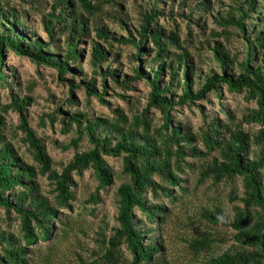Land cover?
Instances as JSON below:
<instances>
[{
  "label": "trees",
  "instance_id": "obj_1",
  "mask_svg": "<svg viewBox=\"0 0 264 264\" xmlns=\"http://www.w3.org/2000/svg\"><path fill=\"white\" fill-rule=\"evenodd\" d=\"M160 1L147 0L135 36L128 31L124 37L96 20L112 17L106 8L121 14L125 0H50L47 11L39 13L38 28L30 25L27 9L0 0V264H31L30 247L50 241L54 223L63 229L71 225L68 213L76 202L74 177L87 171L96 185L79 201L81 212L94 216L106 200L114 206L113 223L108 234L101 228L97 232L98 252L89 264H167L158 240L159 224L170 212L164 202L173 205L182 199L174 194L175 188L185 194L186 174L195 175L198 184L230 188L229 216L221 210L203 213L214 225L230 229L228 242L208 234L188 242L189 250L202 259L200 264H264V0H233L229 10L215 8L210 0H194L193 5L178 2L177 9H185V14L176 13L177 17L203 30V36L206 23L199 25L195 19L199 14H208L221 30L207 32L205 44L216 69L203 77L197 75V63L187 50L190 32L182 39L172 9L165 15ZM166 16L171 27L160 22ZM117 20L119 29L127 32L124 19ZM221 36L224 43H209ZM234 44L241 45L240 52L232 50ZM113 45L131 50L125 54L127 72L119 67L123 53H111ZM86 50L89 72L81 67ZM9 53L36 67L54 69L57 80L73 88L63 103L66 111L60 105L45 115L52 125L59 124L63 134L74 128L75 137L60 147L74 154L60 170L54 169L43 140L28 126L29 98L14 92V73L5 60ZM138 83L149 91L145 106L130 115L103 98L109 91L114 99L125 102V92ZM222 86L242 95L248 105L238 118L220 103ZM74 89L85 94L87 103L96 100L111 119L68 114L74 106L70 97ZM209 94L219 106L211 115L203 114L200 106ZM193 107L200 113L194 132L174 114L177 108ZM151 109L161 115L154 125ZM8 112L18 117L32 164L5 135ZM84 137L89 149L78 152ZM106 157L121 160L124 176L112 193L115 175ZM39 178L45 179L48 191H43ZM12 220L18 223L19 236L3 227ZM225 242L231 245L210 255Z\"/></svg>",
  "mask_w": 264,
  "mask_h": 264
},
{
  "label": "rangeland",
  "instance_id": "obj_2",
  "mask_svg": "<svg viewBox=\"0 0 264 264\" xmlns=\"http://www.w3.org/2000/svg\"><path fill=\"white\" fill-rule=\"evenodd\" d=\"M12 6L17 8L27 9L30 18V25L38 28V18L39 13L47 11L49 8L50 0H7ZM124 8L121 14L116 13L113 8H106L109 10L112 17H107L103 15L97 18V23H102L108 25L107 29L119 36H126V34L131 33L133 36L136 34V29L139 25V13L142 8H146L145 3L147 0H125ZM183 0H161V9L165 15L169 13L172 9L173 17L176 18L179 25V33H181L182 39L185 38L187 32H190V47L187 48L195 58L197 63V68L199 72L197 75L203 77L207 75L210 69H216L215 63L211 59V54L208 50L207 32L210 30L221 32L212 23V18L208 14H199L195 16V19H199L198 23L203 24L204 22V36L203 30L197 28L196 26L186 23V21L181 20L177 17L176 13L185 14V9L179 11L177 9L178 2ZM187 5H193L194 0H184ZM235 1V0H234ZM233 0H210L211 5L215 8L219 6V9L229 10V6H233ZM30 3L31 6L29 4ZM124 19V23L127 25V32L119 29V25L116 23L117 18ZM168 16V15H167ZM165 17L163 21L165 27H171V20L169 17ZM115 18V20H113ZM116 35V36H117ZM118 37V36H117ZM41 38L45 41V36L41 33ZM213 41H218L224 43V37L221 36L218 39H211L209 43ZM232 48L233 51L240 52L241 45L234 44ZM81 48H87V46H82ZM106 49V48H105ZM108 49V48H107ZM106 49V50H107ZM112 54L116 52L123 53V58H119L118 62L121 67V72H127L125 54L131 50L128 47H122L118 50L116 45L110 49ZM88 51L83 53L82 56V69L83 72H89V62H88ZM6 64L8 70L14 73V92L20 97H28L29 105L26 108L27 122L28 126L40 137L46 147L47 154L51 157L53 161V167L55 170H60V165L67 163V161L72 158L74 151L68 150L66 152L62 151L61 145H66L70 138L75 137L74 128L71 129L69 134H63L60 130L59 124L56 122L53 125L45 115L50 114L55 108L61 105V111H66L64 106V101L71 88L67 83L65 85L57 80V75L54 69L41 66L36 67L35 64L30 62L28 59L16 56L13 53H9ZM166 77H164V80ZM197 79V78H196ZM195 79V80H196ZM107 87L108 84H107ZM149 89L145 84L138 83L134 86L132 91L125 92V102H120L114 99L111 95L112 92H107L104 100L109 101L113 104L118 105L125 114L130 115L136 110H141L146 103V97ZM221 101L220 103L223 107L228 108L234 112V115L238 118L240 111L246 106L242 99V95L232 94L226 91L225 87L222 86L219 90ZM71 100L74 106L67 110L68 114L71 113H83L91 118H103L111 119L110 112L103 108L96 100L91 99L88 103L85 101V94L82 91L74 89L72 91ZM203 114H212L217 112L218 100L215 99L213 95H208L207 98L200 102ZM248 106V105H247ZM177 120H182L188 123L192 132H194L199 126L200 113L195 107L192 109L188 108H177V112L174 113ZM5 117V135L11 144L18 150V153L24 158L25 161L31 163L30 155L27 152V146L23 144L22 139L24 137L22 130L19 128V120L16 114L8 112ZM149 117L152 124H157L160 121V113L158 110L151 109L149 111ZM220 117V116H218ZM89 149V144L87 143L85 137L79 146L78 152H83ZM110 169L114 173L115 182L114 186H111L110 193L119 186L120 183L124 181V176L121 174V160L113 157L105 158ZM32 164V163H31ZM185 182L183 187H185V194H180L177 192L178 189L175 188L174 194H178L182 199L177 200L173 205L168 202H164L169 213H165L160 225V234L158 240L160 244L164 247L165 257L167 264H200L199 256H195L188 248V242L202 236L203 234L210 235L214 239H223L227 241L230 239L231 231L226 229L223 225H214L203 217V213L206 211L214 212L217 210L223 211L229 216L228 212L230 206L228 204V195L230 188L228 186L214 187L205 182L203 184L196 183V176L186 174L183 176ZM74 180L76 182L75 186V198L76 202H72L73 209L68 213L70 216L71 225L66 228H60L57 224H53V237L48 242L39 241L35 246L30 247L33 252V260L31 264H89L95 259L98 252V244L96 243L97 232L99 229H103L106 234H108V229L113 223L112 217L114 213V206L109 203V200L97 207L94 216H90L87 213L81 212V205L79 201L85 197L87 191H93L95 188V180L91 175L90 171L84 172L82 176H75ZM39 182L46 192L49 187L46 186V181L44 178H39ZM179 197V198H180ZM63 221H65V216H60ZM0 221L2 223V212L0 211ZM4 229L19 236L18 223L12 220L10 223L5 222ZM106 224L107 228H106ZM63 229V230H62ZM216 245L219 246L210 254L215 256L221 251L228 248L231 243ZM127 253H125V256ZM209 255V256H210ZM128 258V256H127Z\"/></svg>",
  "mask_w": 264,
  "mask_h": 264
}]
</instances>
